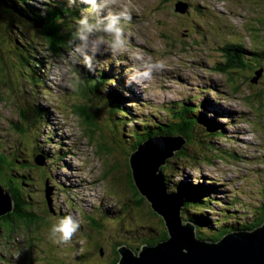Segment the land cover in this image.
Masks as SVG:
<instances>
[{
	"label": "rangeland",
	"instance_id": "374dc122",
	"mask_svg": "<svg viewBox=\"0 0 264 264\" xmlns=\"http://www.w3.org/2000/svg\"><path fill=\"white\" fill-rule=\"evenodd\" d=\"M177 6H184V11L176 12ZM124 7L131 16L125 23L127 50L113 55L104 49L92 72L111 68L113 81L128 89L124 96L131 114L125 120L111 113L99 97L86 101L75 92L73 65L65 62L70 51L49 62L44 53L37 71L42 74L40 86L26 82L10 64L3 70L0 65V153L16 157L15 166L29 164L31 181L23 191L32 199L23 198L42 217L32 233L18 229L9 240L0 237V264H102L100 249L104 254L113 246L125 247L138 255L142 247L161 238L166 233L164 221L137 191L129 155L140 132L167 126L181 108L197 107L202 99L213 102L204 108L205 121L218 119L222 134L197 144L199 130L204 132L206 126L194 125L193 140L184 146V153L194 158L174 160L172 167L163 169L168 175L165 192L178 195L174 191L178 182H210L220 191L212 197L232 204L229 225L244 220L246 226L257 220L264 223V62L231 69L233 74L217 71L225 62L222 48L241 43L246 57L264 48V0H118L112 10ZM8 51V44L0 43L5 61ZM157 62L162 68L151 78L135 75L143 65ZM259 71L257 82L251 83ZM34 104L46 110L48 124L37 126L35 133L29 129L21 143L13 130L20 125L17 106L31 109ZM83 107L93 114L92 125L83 120ZM221 110L224 113L217 115ZM134 120L142 121L144 130L136 127L137 131ZM165 137L180 136L158 138ZM40 156L41 166L36 161ZM49 189L51 212L44 198ZM213 206L226 211L220 202ZM68 215L79 220L80 229L67 243H51L47 239L51 224ZM83 247L91 252L76 258Z\"/></svg>",
	"mask_w": 264,
	"mask_h": 264
},
{
	"label": "trees",
	"instance_id": "16d2710c",
	"mask_svg": "<svg viewBox=\"0 0 264 264\" xmlns=\"http://www.w3.org/2000/svg\"><path fill=\"white\" fill-rule=\"evenodd\" d=\"M86 8L87 5L80 3L79 0L71 4L69 0H44L43 2H37L35 0H0V43L8 44V53L10 57L9 61H5L3 56L0 55L2 70L6 69L8 64H10V67L14 68L20 76H24L26 82L31 85L40 86L42 74L37 71L39 70V66H43L42 56L46 53L45 59L48 57V62L50 60L65 58L66 53L71 51L69 41L73 39V33L76 29V20ZM13 33L15 35H12ZM224 47H227V45ZM231 47V49L224 50L222 48L221 56L224 58L225 62L219 63V67L217 68L218 72L223 74L227 72V74H231L233 72H231V69L242 68L245 64H251L252 61L257 64L264 62V48H260L258 51H250V53H247L249 54V58L243 54L245 48L241 43L237 46L231 44ZM43 61L46 62L47 60ZM233 61H236L237 64H233ZM72 67L76 83L75 92L78 95L83 97L86 101H89L91 97H99L108 106V110L111 113L114 112L121 120H125L130 116L131 111L128 109L130 105L128 103V97L124 96V94L128 93V89L124 84L118 86L117 83L113 81L115 77L110 73L111 68H103L94 73L84 66L73 65ZM256 73L259 72H255V74ZM253 78L254 77L250 79L251 83ZM31 85L28 86L30 87ZM129 92L131 91L129 90ZM207 104L210 106L213 102L202 99L200 104H196L197 107L189 106L188 108H181L182 112L175 114L174 117L176 119H173L167 126L157 127L156 129L148 127L147 131L140 132L138 135L139 140L135 141L132 145V151H135L139 146L145 145V141L158 138L160 135L180 136L182 140H184L183 147L174 154L172 157L173 159H166V164L159 168L164 179L168 175L163 172V169L165 170L167 167H172L174 160L194 158L184 153V146L187 142L193 140L192 137L196 130L194 127L195 124L199 126L200 123L203 122L206 126L204 132L198 129L202 134L199 136L198 140L196 139L195 143L197 144H201V140L203 142L206 139L212 141V139L222 134L223 126L219 124L218 119L217 121L214 119L205 121L207 114H205L204 108L207 109ZM83 109L85 111L86 107H83ZM17 110L20 118V125L13 126V130L19 141H22L21 143H25L22 137L25 136L29 129H33L35 133L37 126H41L42 129L43 126L46 127L48 124V117L45 114L46 110L39 105L34 104L31 109L17 106ZM27 110L29 112H27ZM122 112H125V116L119 115ZM223 113V110H221L217 112V115ZM214 118H217V116H214ZM83 120L88 125H92L94 116L88 111H85L83 112ZM132 122L136 130L138 127L144 130L142 121L134 120ZM127 124H125L126 127ZM200 129L203 130L201 127ZM29 137H31L30 134ZM22 147H24L23 144ZM2 149L3 148L0 147V150ZM37 151L45 154L43 150L38 149ZM19 152V149L18 152L14 150L12 154L17 156ZM1 153L0 186L9 192V197L12 200V211L0 218V237L9 240L18 229H25V231L32 233L38 228L42 217L37 215L33 211L34 208L33 210L30 208V203L23 198L32 199L23 191L24 186L28 185L31 181L30 172L32 169L29 168V164L23 162L15 166V161H19L16 157L12 158L11 156H5L4 153ZM40 158L41 156L37 161H40ZM157 159L158 156L153 157L149 162L153 165ZM17 167L21 172H19ZM151 167L146 173L145 186L150 189H155V183H157L158 180L156 178L153 179L154 169L151 170ZM3 181H5V184ZM18 185H21L22 188L18 189L16 187ZM164 185L165 187L167 186L166 182H164ZM22 191L24 196L20 194ZM174 191H178L179 193L177 194L182 197L180 211H182L183 214H181L180 218L184 219L183 223H185V225H191V241L195 248L194 250H189L183 243V240H188V238L176 232V239L168 249V252L166 251L161 257H159L160 254L157 255L156 257L159 258L150 257L148 259L150 262H154V260H163L165 256H172L171 258L178 260L179 247H183V251L187 249L189 255H198L206 259V256H208L206 252L218 247L221 241L228 238V236L252 237L257 230L264 228V223L260 220L255 221L250 226H246L248 223L246 220L243 221L246 224L234 221L236 222L235 224L229 225V222H233L230 221L227 216L228 211H234L231 210L230 207L232 204L225 205L220 198L212 197L220 192L218 186L215 184L209 182L206 184L199 183L198 185H193L189 181L178 182L175 185ZM217 202H220L221 206L223 204V208L226 210L225 213L218 212V207L213 206V204ZM213 207L215 211L211 210ZM235 211L239 213L245 212H240L239 209ZM206 213L213 214L212 216L215 218H209ZM87 236L90 237V235ZM167 239L168 236L163 232L161 238L149 242L146 246L153 248ZM95 245L97 246V244ZM229 245H239V243L233 241L229 243ZM223 246L225 247L215 256L216 264H233L231 254L225 253L228 246H226V244ZM99 249L100 247H98V251ZM88 251H90L89 248L86 250L83 247V251L76 258L84 259L89 254L87 253ZM226 255H228V257H226ZM114 264H117V260H115Z\"/></svg>",
	"mask_w": 264,
	"mask_h": 264
},
{
	"label": "water",
	"instance_id": "95a60500",
	"mask_svg": "<svg viewBox=\"0 0 264 264\" xmlns=\"http://www.w3.org/2000/svg\"><path fill=\"white\" fill-rule=\"evenodd\" d=\"M184 6H177L176 12H183ZM261 71L254 75L252 83H256L260 77ZM143 146H139L129 155V165L133 178L134 185L137 191L150 204L154 213L159 215L163 221L168 235V239L153 248L142 247L138 255H133L127 248L119 247L118 264H216V255L220 252L224 244L228 246L225 253L231 254L233 264H264V228L259 229L252 237H235L228 236L223 239L218 247L208 250L206 259L198 255H189L186 249L183 252V247H179V259L164 257L163 260L148 261L150 257L159 258L170 248L173 241L176 239V232L181 236L187 237L188 240H183V243L189 250H194L193 242L191 241L192 227L188 224L180 225V208L182 205V197L180 195L167 194L164 185V179L159 171V168L165 164V160L174 155V152L180 149L184 144V140L178 138H152L145 142ZM160 153V154H158ZM158 156L156 162L152 165L149 161L153 157ZM37 161V160H36ZM38 165H43L37 161ZM141 164V165H139ZM152 165V167H151ZM154 169L153 179L158 181L155 183V189H150L145 186L146 173L148 170ZM49 189L45 195L47 207L50 210V193ZM163 201H162V200ZM12 211V200L9 197V192L0 186V218L6 216ZM51 212V210H50ZM179 235V236H180ZM193 236V235H192ZM181 238V237H180ZM234 238V239H233ZM237 241L239 245H229V243ZM159 257H156L159 255ZM228 257V255H226Z\"/></svg>",
	"mask_w": 264,
	"mask_h": 264
},
{
	"label": "clouds",
	"instance_id": "9594fccd",
	"mask_svg": "<svg viewBox=\"0 0 264 264\" xmlns=\"http://www.w3.org/2000/svg\"><path fill=\"white\" fill-rule=\"evenodd\" d=\"M76 2L77 0H69L70 4ZM79 2L87 5V8L76 20L73 39L69 41L71 51L65 62L71 65L82 63L89 71H93L95 58L104 49L113 55L122 54L127 50L125 23L130 21L131 16L127 7L120 11L112 10L118 0H79ZM161 68L162 65L158 62L148 63L135 75L148 79L151 78L153 71ZM79 229L78 219L71 215L64 216L51 224L47 239L55 245H61L67 243Z\"/></svg>",
	"mask_w": 264,
	"mask_h": 264
},
{
	"label": "flooded vegetation",
	"instance_id": "af4514ba",
	"mask_svg": "<svg viewBox=\"0 0 264 264\" xmlns=\"http://www.w3.org/2000/svg\"><path fill=\"white\" fill-rule=\"evenodd\" d=\"M233 64H237L236 61H233ZM244 68L247 67V65L245 64V66H243ZM117 249L118 246L115 247H111L108 253H104L102 252V250L100 249V255L99 258L100 260H104L102 264H113L115 262V260H117L118 262V253H117ZM91 252V250L89 251V253Z\"/></svg>",
	"mask_w": 264,
	"mask_h": 264
}]
</instances>
